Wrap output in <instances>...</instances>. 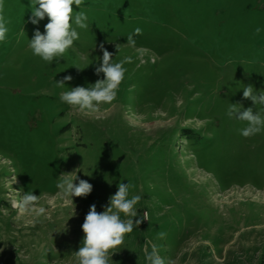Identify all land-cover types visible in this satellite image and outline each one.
<instances>
[{
	"label": "rangeland",
	"instance_id": "1",
	"mask_svg": "<svg viewBox=\"0 0 264 264\" xmlns=\"http://www.w3.org/2000/svg\"><path fill=\"white\" fill-rule=\"evenodd\" d=\"M30 5L5 0L3 11L0 264H76L90 206L103 212L121 182L134 185L129 198L142 196L134 221L147 220L112 264H147L152 244L165 264H264V131L245 138L246 122L227 116L229 103L264 113L243 97L248 85L264 92V0H84L89 28L50 65L28 48L49 22L32 24ZM101 44L113 62L132 63L116 99L85 116L59 95L104 78ZM68 173L92 192L62 198ZM27 191L48 218L20 212Z\"/></svg>",
	"mask_w": 264,
	"mask_h": 264
},
{
	"label": "clouds",
	"instance_id": "2",
	"mask_svg": "<svg viewBox=\"0 0 264 264\" xmlns=\"http://www.w3.org/2000/svg\"><path fill=\"white\" fill-rule=\"evenodd\" d=\"M83 2L84 0H31V23L38 24L45 16L49 21L45 25L43 34L37 29L33 38L29 40L28 48L34 56L50 65L54 61L58 63L70 50L75 51L74 44L80 39L77 29L89 28L88 16L81 7ZM73 5L80 10L74 11ZM4 7L5 0H0V43L6 40L9 33L8 22L3 15ZM260 32L261 28L257 27L255 34L259 35ZM141 34L142 29L136 28L127 36V44L135 48L134 37ZM99 47L103 56L101 63L95 68V73L97 76L103 73L104 78L98 79L89 87L76 86L59 95L62 103L85 116L100 113L102 105L111 104L116 99L127 72L125 65L132 63L130 56H125L119 62H113V53L105 49L103 44ZM116 47L119 52V45L117 44ZM76 68L83 70L86 67ZM71 80V76H66L61 81L54 80V83L56 87L64 88L65 81ZM243 97L250 99L255 105H264V92L257 94L252 85L243 88ZM242 107L239 103H229L227 109L229 118L246 122L240 134L250 138L264 131V113L254 112L251 107L241 110ZM75 179L72 178V173L62 174L57 183L61 197L71 203H73V196L86 197L93 190V185L87 180L80 179L76 184ZM117 187L118 191L110 197L109 204L103 212H98L95 204L90 206L81 226L84 233L81 246L73 253L76 264H112L111 257L119 252L117 249L123 245L125 236L138 227L143 220H147L144 217L135 221L133 219L138 216L135 206L142 199L141 195H133L129 198V191L134 185L130 182L127 184L121 182ZM40 199V195L27 191L19 202L20 212L34 215L36 219L42 216L48 218L45 207L38 206ZM121 214L127 219H122ZM157 236L163 239L166 233L158 232ZM144 255L147 264H165L155 244H152L150 252L145 248ZM168 264L173 262L169 261Z\"/></svg>",
	"mask_w": 264,
	"mask_h": 264
}]
</instances>
